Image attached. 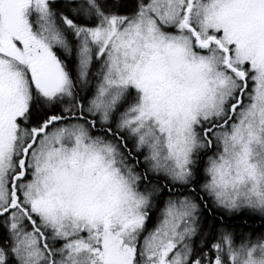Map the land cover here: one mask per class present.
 <instances>
[{
	"label": "snow or ice",
	"instance_id": "obj_1",
	"mask_svg": "<svg viewBox=\"0 0 264 264\" xmlns=\"http://www.w3.org/2000/svg\"><path fill=\"white\" fill-rule=\"evenodd\" d=\"M0 264H264V0H0Z\"/></svg>",
	"mask_w": 264,
	"mask_h": 264
},
{
	"label": "trees",
	"instance_id": "obj_2",
	"mask_svg": "<svg viewBox=\"0 0 264 264\" xmlns=\"http://www.w3.org/2000/svg\"><path fill=\"white\" fill-rule=\"evenodd\" d=\"M259 223H260V218H257L256 217L254 223L252 224V227H258L259 226Z\"/></svg>",
	"mask_w": 264,
	"mask_h": 264
},
{
	"label": "rangeland",
	"instance_id": "obj_3",
	"mask_svg": "<svg viewBox=\"0 0 264 264\" xmlns=\"http://www.w3.org/2000/svg\"><path fill=\"white\" fill-rule=\"evenodd\" d=\"M257 218H259V217L257 216Z\"/></svg>",
	"mask_w": 264,
	"mask_h": 264
}]
</instances>
